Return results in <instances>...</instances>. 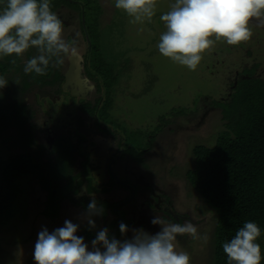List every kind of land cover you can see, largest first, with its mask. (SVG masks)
<instances>
[{
    "label": "rangeland",
    "instance_id": "1",
    "mask_svg": "<svg viewBox=\"0 0 264 264\" xmlns=\"http://www.w3.org/2000/svg\"><path fill=\"white\" fill-rule=\"evenodd\" d=\"M68 1L69 3L65 2L66 10L78 12L79 10L84 12L85 2L90 3L88 8L91 12L86 11V13H92L94 15L92 18L96 20L95 28L90 30L93 33L91 37L94 38V44L100 48L102 54L99 59L91 58L90 65L95 72L104 74L108 81L113 80L115 84L111 96L112 106H115L113 109L129 112L128 116L123 115L124 118L119 117L117 120H109L104 117V121L109 123H103V127L97 126L98 131L111 135L116 131L122 133L124 137L119 136V139H125L123 144H127L128 147L126 154H131L133 159L130 160L142 166L146 172V174L143 173L146 180L154 184L153 182L161 179L157 184H161L162 187L155 185L156 189L174 198L176 201L174 207L180 216L186 213L192 222H194L193 219L201 218L198 224L195 222L194 224L197 226L198 234L202 237L206 236L207 239L193 240L190 236L184 235L178 236L176 243L180 250L190 254L191 260L198 258L194 261L195 263L199 261L198 264H203L208 260V264H212L211 255L214 256L215 253L211 252L213 248L209 247V244L211 243L212 246V243L215 242L213 232L215 233L217 216L192 188L188 174L194 169L192 161L195 166L192 157L194 147L198 145L212 147L226 128L222 120L224 106L216 101L218 97L215 87L208 88V82L196 81V76L199 69L210 62L208 58L213 57V54L227 55L234 52L235 55L241 51L242 55L240 59L236 60L237 64L245 68L254 66L256 68L255 75L264 78V50L261 52L260 49H263L264 45V26H259L258 21H252V38L237 46L230 45L228 47L229 45L224 41L217 42L215 47L209 50L210 52L204 54L198 68L191 71L187 67L173 62L170 58L164 57L157 48L159 37L166 30L159 17L170 10L174 0H158L156 15L151 22L144 24L130 23L131 18L115 7V0ZM74 2L80 3L81 6ZM106 9L109 10V14ZM64 29L66 37L68 34H76L78 26L64 27ZM76 36L77 42L82 43L84 39L81 31ZM78 48L80 49L79 46ZM243 49H246L247 54ZM36 55H38V50L30 48L22 56L17 58L15 55L6 56V59L0 60V64L2 63L0 76L8 81L7 86L0 89V100L9 106L17 105L19 107L17 114L20 113L18 115L24 117L20 124H10L6 131L0 135V159L6 160L8 157L17 155L23 147L25 152L35 157L36 161L40 159L42 162L43 158L40 157L46 156V151L49 152L46 145L44 146L46 151L42 148L46 135V130H42L43 122L50 120L48 115L59 117L65 112V109H55L57 113L51 109L46 110L50 107L49 103L47 101L41 103L40 96L36 97L38 88L43 84L47 87V81L54 74L62 76L63 71L61 65L60 69H58V65L54 66L55 58H53L45 75L26 74L23 70L25 63ZM13 60L15 63H12ZM207 96L211 100L214 99L212 101L213 109L209 111L203 122L199 119L200 122L195 120L194 124L192 121L181 119L183 125L176 126L178 122L175 119L169 117H164V119L160 116V112L166 111L165 113H167L170 107L178 109L201 106L202 102L207 100ZM174 100L178 101L176 105H173ZM155 101L158 103H154ZM164 101L169 103L165 107L162 104ZM160 103L163 107H156ZM201 114L202 112L198 114V117ZM150 116L154 117L149 119ZM116 117L117 114H113V118ZM66 121L67 119L61 120L62 123ZM57 128L61 130V125ZM81 135L76 133V137ZM63 138L66 141V138ZM68 142L71 143L69 140L66 141L67 150L65 153L70 157L71 147L75 145L70 147ZM144 148L147 151L142 153L141 149ZM74 149L76 151V148ZM85 157L90 158L87 153ZM66 163L69 165L68 158ZM18 184L20 194L17 204H15L17 207L15 216L5 226L0 227V264H35L33 253L38 233L44 228L52 232L56 228L63 227L66 220L79 225L77 235L86 242L87 239H92V233H95L96 236L100 230L102 223L100 218L98 222L97 218H94L96 227L92 228L87 223V219H80L83 217H80L81 213L76 208L70 210H73L77 215L74 212H64L59 218H50L49 220L47 216H43V212H40L44 209V203L40 204L36 200V195L32 198L30 194L31 191L36 193V189H40L39 183L31 176H23L19 179ZM46 193L41 192L42 201H44ZM135 203L131 201L127 206H132ZM127 206L124 209L130 208ZM154 216L153 213L149 214L147 225V233L153 235L161 230L160 225L151 223ZM162 217L168 223H177L165 218L166 216ZM259 242L264 254V236ZM206 256L208 257L206 258Z\"/></svg>",
    "mask_w": 264,
    "mask_h": 264
},
{
    "label": "flooded vegetation",
    "instance_id": "2",
    "mask_svg": "<svg viewBox=\"0 0 264 264\" xmlns=\"http://www.w3.org/2000/svg\"><path fill=\"white\" fill-rule=\"evenodd\" d=\"M5 2L6 0H0L1 9L4 7ZM65 2L69 3L68 0H50L51 8H54L53 12L62 20L64 27H74L77 25L78 31L76 34L80 31L82 33V28L85 25L84 12L81 10L79 12L66 10L67 4ZM74 3L81 6L78 2ZM76 34H68L66 36V39L77 47V56L79 58L77 62L81 66L80 71L75 75L74 84L72 86L69 84L65 85L66 73L69 68V57H62L64 59V63L61 65L63 69L62 76L54 74L47 81V87L43 84L42 87L37 89L38 92L36 93V97L40 96L41 103L43 101L49 103L50 107L46 110L49 111L51 109L53 112H56V110L65 109L63 115L59 117L52 114L48 115L50 120L43 122L42 130H46V135L42 148L45 150L44 146L46 145V149L49 152L45 150L46 156L42 155L40 158H43V161L41 162L39 159L37 164L40 165L39 168L42 177L44 176V180L40 177L31 176L39 183L40 189L35 188L36 193L33 191L30 193L32 198L36 195V200L40 204L44 203V209L40 212H43V216H47L50 220V218H59L64 212H74L70 209L76 208L81 213L80 217H83L79 218L87 219V206L95 198L97 204L103 208V214L94 216L93 219L97 218L98 222L100 218L102 220L100 230L108 228L110 234L120 240L131 239L133 230L142 228L147 232L148 216L152 213L153 215L166 216L165 218L174 220L177 223L184 222L185 220L191 221L188 214L184 213L181 216L178 214L174 207L176 201H174L172 196H168L165 192H160L156 189L155 185L162 187L161 184H157L161 179L151 184V181L146 180L143 174H146V172L142 166L130 160L133 158L131 154H126L128 147L127 144H123L125 139H121L123 141L119 139V136L124 137L122 133L116 131L111 135L98 131L97 126L103 127V123H109L104 121V117L109 120H117L119 117L124 118L123 115L128 116L129 112L113 109L115 106H112L113 101L111 96L113 95L115 84L113 80L108 81L106 78L103 79L101 74L95 72L90 65L92 58L90 38L85 37L84 33H82L83 42H77ZM260 49L262 52L264 45L263 49ZM243 50L247 54L246 49ZM240 52L235 55L234 52L227 55L213 54V57L210 56L208 58L210 62L206 63V65L204 64V67L197 72L196 81L208 82L209 85L215 86V92L218 97L216 101L220 103L229 102L239 82L246 77H251L249 74L244 73L246 69L244 66L242 67V65L237 64L236 60L240 59L242 55ZM17 57L15 56V58ZM1 59H6V56L0 57ZM58 66V69H60L61 66ZM247 69H253L252 76L264 81V78L255 75L256 68L254 66H249ZM157 99L159 101V98ZM213 100L207 96V100L202 102L203 105L194 106L195 108L192 106L178 109L170 107L169 113L163 111L162 113L160 112V116L162 118L169 117L175 119L178 122L176 126L183 125L181 119L192 121L194 124L199 119L203 122L209 111L213 109ZM157 101L154 103H158ZM173 103V105H176L178 101L174 100ZM162 104L165 107L169 103L164 101ZM162 104L155 105L156 107H163ZM200 112L202 114L198 117ZM113 114H117V117L113 118ZM167 114L168 116H166ZM152 117L154 116H150L149 119ZM63 119H67V121L62 123L61 120ZM63 124L65 127L62 126ZM59 125H61V130L57 128ZM76 133L83 136L76 137ZM62 136L66 138V141L69 140L71 142H68L70 147L71 145H75L71 147L70 157H68L69 154L65 153L67 150L66 141ZM74 148H76V151H74ZM141 150L142 153L147 151L146 148ZM86 153L89 154L90 158L85 157ZM67 158L69 165L66 163ZM138 162L141 163L140 161ZM68 166L69 169H67ZM194 167L192 161V168ZM40 191L47 192L44 201H42ZM131 201L136 203L132 206H127ZM126 206L130 208L124 209ZM207 207L209 206L207 205ZM200 219H193V221L198 224ZM121 223H125L129 228V231L125 235L120 233L119 226ZM92 234V239H87V242L85 241L90 249V241L95 237V233ZM208 239L210 242L209 236ZM213 245L214 243H212V246L211 243L209 244V247L213 248L211 250L212 253L215 250V245ZM197 259H192V264H198L199 261L194 262ZM211 259L214 262L213 255H211ZM203 264H208V260L207 262L204 261Z\"/></svg>",
    "mask_w": 264,
    "mask_h": 264
},
{
    "label": "clouds",
    "instance_id": "3",
    "mask_svg": "<svg viewBox=\"0 0 264 264\" xmlns=\"http://www.w3.org/2000/svg\"><path fill=\"white\" fill-rule=\"evenodd\" d=\"M158 0H115V7L125 12L132 24L151 22L157 12ZM159 19L166 30L160 35L157 48L173 62L195 71L204 54L219 41L237 46L253 36L252 21L264 26V0H174L170 10ZM30 48L38 55L24 65V72L43 76L55 58L78 53L66 39L62 20L52 11L50 0H6L0 9V57L22 56ZM12 63H15L13 60ZM8 81L0 76V89ZM103 208L93 198L87 206V223L95 228L94 216ZM151 223L161 230L149 234L144 229L133 230L131 239H117L108 228L99 230L91 241V249L77 235L79 225L66 220L63 227L38 233L33 257L35 264H192L187 251L177 247V237L188 235L193 240L207 239L198 234L190 220L168 223L159 214ZM120 233L129 228L120 224ZM261 229L255 222H245L235 236L223 244L227 264H262V247L258 243Z\"/></svg>",
    "mask_w": 264,
    "mask_h": 264
},
{
    "label": "trees",
    "instance_id": "4",
    "mask_svg": "<svg viewBox=\"0 0 264 264\" xmlns=\"http://www.w3.org/2000/svg\"><path fill=\"white\" fill-rule=\"evenodd\" d=\"M88 4L87 1L83 5L82 33L90 38L91 57L99 59L102 54L90 31L95 28L96 20L92 13H86L91 12ZM106 12L109 14L108 9ZM252 72L253 69L244 70L251 77L242 79L230 101L222 103L226 129L215 145H198L193 149L195 167L188 174L190 183L217 216L213 264H227L223 244L229 242L245 222H255L260 227L258 243L264 236V81L252 76ZM100 74L105 79V75ZM208 88L213 89V85ZM18 109L17 105L9 106L0 100V135L10 124L21 123L24 117L17 114ZM21 148L17 155L0 159V227L15 216L19 179L44 177L35 158Z\"/></svg>",
    "mask_w": 264,
    "mask_h": 264
},
{
    "label": "water",
    "instance_id": "5",
    "mask_svg": "<svg viewBox=\"0 0 264 264\" xmlns=\"http://www.w3.org/2000/svg\"><path fill=\"white\" fill-rule=\"evenodd\" d=\"M78 56L76 55H72L69 57L68 61H69V68H68V72L66 73V82L65 85H70L72 86V84H74V80H75V75L80 71L81 66H79V63L77 62L78 60ZM78 63V64H77Z\"/></svg>",
    "mask_w": 264,
    "mask_h": 264
}]
</instances>
